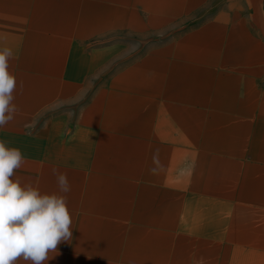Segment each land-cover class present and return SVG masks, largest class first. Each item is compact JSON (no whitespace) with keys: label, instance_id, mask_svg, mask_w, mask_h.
I'll use <instances>...</instances> for the list:
<instances>
[{"label":"crops","instance_id":"obj_1","mask_svg":"<svg viewBox=\"0 0 264 264\" xmlns=\"http://www.w3.org/2000/svg\"><path fill=\"white\" fill-rule=\"evenodd\" d=\"M4 47L14 179L71 186L45 264H264V0H0Z\"/></svg>","mask_w":264,"mask_h":264},{"label":"clouds","instance_id":"obj_2","mask_svg":"<svg viewBox=\"0 0 264 264\" xmlns=\"http://www.w3.org/2000/svg\"><path fill=\"white\" fill-rule=\"evenodd\" d=\"M13 57L11 48H0V128L14 120L18 111L13 102L17 79L9 71ZM6 144L0 140V264H16L19 259L45 264L53 258L51 253L59 255L57 246L62 241L72 238L67 173L52 169L59 191L51 194H42L31 183L22 185L14 176L24 156L19 148Z\"/></svg>","mask_w":264,"mask_h":264},{"label":"rangeland","instance_id":"obj_3","mask_svg":"<svg viewBox=\"0 0 264 264\" xmlns=\"http://www.w3.org/2000/svg\"><path fill=\"white\" fill-rule=\"evenodd\" d=\"M149 38L150 37H135V36L125 35V34H118L113 37L103 38L101 40V43L110 44V42L111 43L118 42L121 45L120 53H122L124 57H135L141 54L142 52H144L148 48L149 43L146 41L149 40ZM155 38H162V37L159 36ZM120 60L122 59H119L118 61ZM107 72L108 70L104 71L101 77H103V75H106Z\"/></svg>","mask_w":264,"mask_h":264}]
</instances>
